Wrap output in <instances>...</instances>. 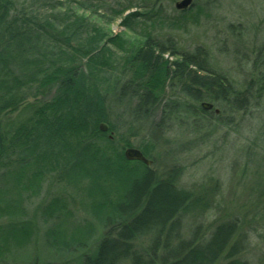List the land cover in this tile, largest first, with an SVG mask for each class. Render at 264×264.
<instances>
[{"label": "trees", "instance_id": "1", "mask_svg": "<svg viewBox=\"0 0 264 264\" xmlns=\"http://www.w3.org/2000/svg\"><path fill=\"white\" fill-rule=\"evenodd\" d=\"M18 2L0 0V264H31L26 255L39 245L59 253L46 264H251L240 256L236 221L218 224L207 237L198 238L197 230L183 236L184 219L209 210L207 194L179 187L176 167L161 172L127 160L123 151L130 142L109 138L115 127L107 100L114 93L128 109L131 127L146 126L148 142L138 148L154 159L149 150L160 144L172 122L188 121L195 129L214 121L228 126L230 115L245 112L256 94L264 95L260 53L251 66L258 72L238 89L208 65L203 48L180 53L172 40L166 46L147 33L132 41L103 26H93L81 42L87 15H76L64 26L50 18L40 24L17 13ZM155 7L146 15H157L161 9ZM139 15L122 16V25ZM110 44L123 55L117 57ZM52 85L57 91L50 102L26 103ZM204 101L219 114L204 109ZM225 113L230 114L223 120ZM103 121L110 123L108 132L98 129ZM71 174L83 211L87 203L108 205L112 216L85 212L96 220L83 225L84 232L68 226L60 240L46 238L44 230L49 234L70 222L67 206L61 198L35 208L27 203L48 177ZM109 187H117L116 200L106 194ZM48 219L53 225L43 228ZM143 239L148 244L138 248Z\"/></svg>", "mask_w": 264, "mask_h": 264}, {"label": "rangeland", "instance_id": "2", "mask_svg": "<svg viewBox=\"0 0 264 264\" xmlns=\"http://www.w3.org/2000/svg\"><path fill=\"white\" fill-rule=\"evenodd\" d=\"M18 1L17 13L40 24L50 18L64 26L76 15H87L83 35L79 36L81 42L93 32V26H103L112 34L124 33L132 41L141 39L147 33L165 42L166 46L172 40L180 53L203 48L208 55V65L224 74L238 89H243L258 72L251 71L257 54L260 53L259 62L264 59V0H194L187 10H177V0ZM154 3L155 9L161 11L157 15H146L153 13V10L148 11ZM124 8L122 16L133 11L143 15L126 27L121 23L122 16L117 15ZM109 46L117 57L123 55L124 52L116 45ZM111 74L114 76L116 72ZM56 91L57 86L52 85L42 92H34L26 103L41 106L50 102ZM107 103L110 123L115 127V132H112L119 140L121 136L125 139L120 144L130 142L133 147H144L148 142L146 126L136 124L131 127L129 111L117 103L114 93L110 94ZM228 114H223L222 119ZM16 115L17 112L6 113L4 120ZM230 116L232 123L228 126L214 121L202 126V129H195L188 121L172 122L169 131L158 139L160 144L149 150V155L154 157L150 158L154 161L151 166L161 172L176 167L180 170L179 187L207 194L209 210L202 216L193 218L189 215L184 219L182 229L185 238H190L196 230L198 238L207 237L218 224L236 221V238L241 237L242 240L241 258L251 264H264V95L256 94L245 112ZM106 123L110 127V123ZM154 134L158 135L157 132ZM73 176L76 175L63 179L56 177L54 180L48 177L39 194L30 196L27 205L31 208L48 205L56 198H61L67 206L66 213L71 223L66 221L56 229L48 230L49 234L44 230L46 238L60 240L68 232V226L70 229L77 228V232H84L86 228L83 225H93L96 220L85 212L92 214L93 210L98 215L106 212L107 217L112 216L108 205L91 206L87 203L86 211H83ZM106 194L116 200L117 187L107 188ZM52 221L48 219L42 227L52 226ZM147 244L148 240L143 239L138 241L137 247H146ZM47 250L44 245L33 246L26 260L31 264H46L51 256L59 255ZM67 252L74 253L75 250L64 253Z\"/></svg>", "mask_w": 264, "mask_h": 264}, {"label": "water", "instance_id": "3", "mask_svg": "<svg viewBox=\"0 0 264 264\" xmlns=\"http://www.w3.org/2000/svg\"><path fill=\"white\" fill-rule=\"evenodd\" d=\"M194 4V0H177L175 2V8L177 10H187ZM202 107L206 110H211L213 108V103L211 102H202ZM216 113H219V109H215ZM99 130L101 132H108L109 125L106 122L99 123ZM109 138L114 139V134L111 132L109 134ZM124 156L129 161H141L147 166H151L153 164V160L148 158L143 151L138 147L129 146L124 150Z\"/></svg>", "mask_w": 264, "mask_h": 264}, {"label": "bare ground", "instance_id": "4", "mask_svg": "<svg viewBox=\"0 0 264 264\" xmlns=\"http://www.w3.org/2000/svg\"><path fill=\"white\" fill-rule=\"evenodd\" d=\"M214 109H217V108L214 107ZM211 110H212V109H211ZM215 112H216V111H215ZM219 112H220V110H219ZM217 114H218V113H217Z\"/></svg>", "mask_w": 264, "mask_h": 264}, {"label": "flooded vegetation", "instance_id": "5", "mask_svg": "<svg viewBox=\"0 0 264 264\" xmlns=\"http://www.w3.org/2000/svg\"><path fill=\"white\" fill-rule=\"evenodd\" d=\"M212 109H214V107Z\"/></svg>", "mask_w": 264, "mask_h": 264}]
</instances>
